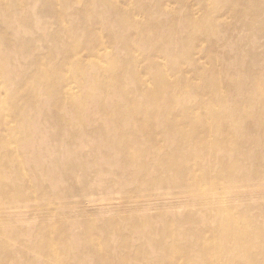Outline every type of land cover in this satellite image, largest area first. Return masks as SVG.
Returning a JSON list of instances; mask_svg holds the SVG:
<instances>
[{"label": "bare ground", "instance_id": "bare-ground-1", "mask_svg": "<svg viewBox=\"0 0 264 264\" xmlns=\"http://www.w3.org/2000/svg\"><path fill=\"white\" fill-rule=\"evenodd\" d=\"M39 3L53 14L57 31L35 22L36 39L25 31L19 33L24 45L0 44V59L27 57L28 64L14 65L16 72L36 67L14 83L12 69L0 61V131L6 133L0 135V215L58 210L63 223L41 230L62 233L71 244L54 241L59 256L48 264H264V207L252 206L264 202L263 167L233 160L264 159V80L248 72L245 101L217 62V41L226 31L218 24L226 15L259 27L264 37V0H0V14L30 23L33 14L40 17ZM7 34L0 27V37ZM42 41L49 43L45 55L36 53ZM240 50H248L244 41ZM15 88L28 95L16 101ZM50 98L63 124L58 142L70 133L64 165H51L52 154L41 149L50 146L43 136L52 129L40 117ZM256 151L263 156L254 157ZM93 154L102 156L99 168L89 161ZM35 166L40 174L30 181L40 192L11 195L26 180L21 173ZM117 186L126 191L127 212L147 217L123 219L111 202L99 208V224L85 218L91 239L81 246L71 214L90 216L86 208L96 202L90 198ZM170 199H181L185 209L174 210ZM133 220L135 226H122Z\"/></svg>", "mask_w": 264, "mask_h": 264}, {"label": "rangeland", "instance_id": "rangeland-1", "mask_svg": "<svg viewBox=\"0 0 264 264\" xmlns=\"http://www.w3.org/2000/svg\"><path fill=\"white\" fill-rule=\"evenodd\" d=\"M41 1L44 2L46 0H41ZM260 1H263V0H260ZM45 9H46V5L44 3H39L38 9L36 10V12L40 14V17L38 14H33L30 23L29 21L26 22L24 18L16 22H13L10 19L8 20L5 17V15L0 14V27L8 30L6 39L0 37L1 48L2 49L6 48L5 46H7V44H10L14 47H20L24 45L26 42V39L20 37L19 33H23V32L25 33V31L27 32V34H29V36L31 37L33 36L35 39L38 36H40L39 31L36 29L35 22H40V24L43 25L44 27H51V29L49 30L50 34H53L54 32H56L58 29L56 20L53 18L52 16L53 14L48 13L47 11L44 12ZM249 11L250 10H245L244 15L246 16V19L248 21H252L251 14L249 13ZM199 15L201 16L202 14L198 13V16ZM25 24L27 27L23 29L21 28V30L18 32V29L16 27H20ZM218 25H219L218 27H225L224 29H226V31L220 32V35H219L220 38H218V41H217L218 42L217 44L220 46L219 53L217 55L218 66L220 68L222 75L225 78H228V79L231 78L233 80L235 79V81L238 83L239 88H240L241 98L247 101L246 95L250 87L248 83V72L251 70L256 71L257 74H259V76H262V79L264 80V37L259 27L256 28L255 25H251L250 27L243 23L239 24L237 22V18L236 17L233 18V14L226 15V19H224ZM247 36H251L250 37L251 39L249 41L245 40ZM243 41H244V45L246 49H248L246 50V53H243L240 50V45ZM48 44H49L48 41L46 42L42 41L40 43L38 42L36 44V48L38 47V50L36 51V53L39 55L47 54L49 52ZM39 47H42L43 49H40ZM202 49L204 51H207L208 49L207 42L202 45ZM57 51L58 49H56V52ZM225 54H227L228 56H226ZM206 56L207 55H204L202 58ZM26 59L27 57L21 58L20 56H15V55H10V54H6L4 55V58L0 59L2 63L7 64L9 68L12 69L14 83H17L18 81L23 80L28 74L30 75L31 73L35 72L36 67L30 68L28 66L27 67L24 66L17 72L14 70L13 67L18 61H21V63L23 64H28L29 62L26 61ZM35 87L38 90V85H36ZM18 90L19 89H16V88L14 90L15 93H17L16 101L18 100L22 101L21 99L25 98L28 95V90L24 89V92H22V89H20V91ZM40 93L42 95L47 94L45 92V89L43 88L40 89ZM52 102H53V99L50 98L45 111L41 112V116H40V113H38V115L36 116V117L38 116L41 117V121L43 122L45 129H49V130L52 129L50 130L52 132L50 134L48 133V137H46L45 135L43 136L44 139L48 141V144L50 145L49 148H47L46 146V147H42L41 149H42V153L50 152V154H52L51 155L52 156L51 165L53 166L61 165V164L64 165L65 164L64 160L67 159V156L63 155L62 152L64 149L63 148L64 145L67 144L68 146L67 142L69 140L70 133L66 135V138H64V141H62L64 143L63 145H61L62 142H58L61 137H59L57 133L60 132V129L63 128V124L59 122L60 120L58 118V114L55 111H53V109H50L53 105ZM49 109H50V114H48ZM9 120L11 119H3L4 122H8ZM0 135H3L4 137L6 133L5 132L1 133L0 131ZM87 140L89 141L92 139H87ZM88 143L94 146V144L96 143V140L90 141ZM42 144L43 143H41V145ZM86 150L84 152L85 154H86ZM74 151L75 150H71V152L73 153ZM258 153L259 152L256 151L252 155L254 157L263 156V155H259ZM100 157L102 156H99L98 154H93V157L89 161L90 163H94L96 165L95 167L99 168L100 167L99 163L101 164ZM233 160L243 162V163L246 162L249 165V167L253 170L257 164H260L263 167L262 171L260 172V175L262 174V178H264V159L257 161L256 159H253V158L251 159L247 158L245 160L243 158L240 159V158L234 157ZM84 171L88 172L89 170L84 169ZM37 174L38 175L40 174V168L36 166L32 168L31 170H26V171L24 170L23 174L21 173V175H23L26 180L19 182L16 187H13L8 192L11 193V195H15L17 193L22 192L27 197H30L31 194H33V192L39 193L40 191L38 187H36L37 185L30 181V179ZM18 176L19 175H15L14 177H18ZM46 183L50 185L51 187H55L56 185L55 181H48ZM67 183L68 185H70V181L68 182L67 180ZM72 183L75 184V182H72ZM105 187L106 185H104L103 183L98 182L96 184V188H101L102 190H104ZM49 189H50V192L52 193L54 192L53 188H49ZM113 191H112V194L107 195L105 197L100 196V197L90 198V201H93L96 199L95 203L91 202L89 206L86 208L87 209L86 212L89 213L90 216H85L86 214L82 215L80 214L79 211H77L79 215L75 212L71 214L73 215L71 216V218L75 219L77 222V224H75L76 229L74 230L73 233H75L77 237H80L77 243H79L81 246L88 245L91 239V237L88 236L84 232L85 224H86L85 218L89 217L92 221H94V223L102 222L100 221L102 216H99L97 214L99 213L100 207L102 209H108V207L112 205L118 206V210L123 212L121 214L123 219H127L128 217H133V218H141L142 216L145 218L147 217V214H144L141 212L139 213L134 212L132 213L133 215L127 212L128 208L124 204L123 200H121V198H124V196L126 195V191L124 187L121 188L120 186H117L114 188ZM101 199H109V201L108 200L101 201ZM111 202L114 204L107 206ZM170 202H171L170 204L171 206H175L174 210L176 211L177 210L183 211L185 209V206L181 202V199H180V203L174 199H170ZM246 204L248 203L245 202L244 205ZM34 205L36 206V204ZM252 206L254 209H261L264 207V202L256 201L254 202ZM39 208H31V209H27L26 211L24 210L25 212L23 211L22 214L18 215V217L14 216L12 218H8L7 216L0 215V221H1L0 222V264H20V263L22 264H48L49 258L53 257L54 255L59 256L58 251L55 250L56 248L54 245V241L58 240V242L60 241L61 243L63 239V237L61 236H63V234L59 232H56L55 234L48 233V232L42 231L41 227L54 226L58 224V222L63 223L62 219H60L61 216L58 210L56 209L49 212L48 210L44 209V207H41L42 209H39ZM196 208H199V206H197ZM57 216H59V218ZM96 216H99L100 218L98 217L99 219H97ZM65 217H67V215ZM65 219H69V218H65ZM107 219L108 218H106L105 221H107ZM2 221H5V222H2ZM67 224H70V223L67 222ZM136 224H137L136 221L131 222V223H128L127 221L126 222L122 221L123 227H126V226L133 227ZM261 226L264 227V223H261ZM195 227L196 228L202 227L198 219L195 221ZM131 232L132 231L130 232L126 231V234L130 237L133 236V238L135 237L136 239L140 238L139 235H135L133 234V232L132 233ZM70 234L71 232H69V235ZM144 235H148V233L145 232ZM128 240H131V239L129 238ZM62 243L71 244L70 240H67V239H64ZM94 243L96 245H101L100 241L97 238L94 241ZM114 243L116 244V242L113 241L112 244L114 245Z\"/></svg>", "mask_w": 264, "mask_h": 264}]
</instances>
